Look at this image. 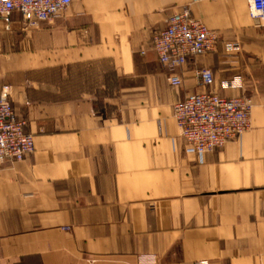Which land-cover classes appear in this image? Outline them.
Returning <instances> with one entry per match:
<instances>
[{
	"label": "crops",
	"instance_id": "0c3cea01",
	"mask_svg": "<svg viewBox=\"0 0 264 264\" xmlns=\"http://www.w3.org/2000/svg\"><path fill=\"white\" fill-rule=\"evenodd\" d=\"M183 10L219 41L174 89L151 38ZM199 69L253 101L250 129L202 159L172 117ZM235 76L243 90L220 89ZM3 87L34 152L0 168V264H264V25L247 0H72L33 27L13 13Z\"/></svg>",
	"mask_w": 264,
	"mask_h": 264
},
{
	"label": "built area",
	"instance_id": "2783aa9c",
	"mask_svg": "<svg viewBox=\"0 0 264 264\" xmlns=\"http://www.w3.org/2000/svg\"><path fill=\"white\" fill-rule=\"evenodd\" d=\"M72 0H0V19L8 25L13 13L23 23L33 27L50 22L66 11ZM250 18L264 25V0H247ZM217 33L194 19L188 10L171 16L165 28L151 38L152 50L159 63L170 70L167 82L176 89L182 80L176 69L195 57L215 52ZM237 51L238 44L226 46ZM201 92L191 93L172 107V117L188 153L202 159L206 154L240 138L250 129L253 108L251 97L240 94L224 97L214 90V75L208 69L195 73ZM243 80L235 76L220 84L222 90H243ZM25 121L14 113L9 100V88L0 91V168L8 163H19L34 152V138L24 131ZM137 264H153L152 259L140 258Z\"/></svg>",
	"mask_w": 264,
	"mask_h": 264
}]
</instances>
